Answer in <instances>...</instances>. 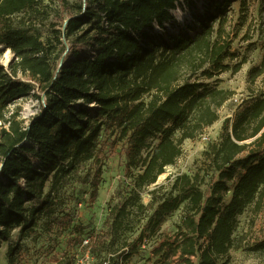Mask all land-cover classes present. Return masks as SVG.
Wrapping results in <instances>:
<instances>
[{
  "label": "trees",
  "instance_id": "trees-1",
  "mask_svg": "<svg viewBox=\"0 0 264 264\" xmlns=\"http://www.w3.org/2000/svg\"><path fill=\"white\" fill-rule=\"evenodd\" d=\"M45 1L0 0V45L15 57L8 66L0 63V251L14 228L25 235L43 214L52 233L71 227L68 214L57 219L55 207L81 166L97 159L108 127L124 141L126 162L102 228L84 245L88 256L99 264H128L145 238L156 235L152 252L160 262L177 256L174 264H219L235 245L239 215L249 207L258 212L264 202V88L225 118L220 140L193 175L176 176L167 192L154 189L147 204L142 195L176 163L184 141L218 121L234 96L218 76L247 61L231 63L239 56L234 42L247 24L248 0H241L236 21L225 12L234 0H210L196 16L199 31L168 38L154 29H165L183 0H50L66 13L56 40L41 31L40 20L51 14ZM260 13L262 24L264 7ZM62 34L94 52L78 49L56 65ZM263 74L264 55L250 81ZM27 97L41 103L39 113L28 123L18 109L7 116L12 103ZM101 176L99 166L90 180L91 203ZM181 206L177 231L159 232ZM252 250L264 252V239ZM75 263L76 255L57 260Z\"/></svg>",
  "mask_w": 264,
  "mask_h": 264
},
{
  "label": "rangeland",
  "instance_id": "rangeland-1",
  "mask_svg": "<svg viewBox=\"0 0 264 264\" xmlns=\"http://www.w3.org/2000/svg\"><path fill=\"white\" fill-rule=\"evenodd\" d=\"M77 1V0H71ZM48 4L45 12L50 11L49 18L40 20L41 31L44 38L50 37L56 40L55 29H63L62 12L57 3L46 0ZM210 0H183L177 9L173 10L174 20L165 23V29L156 25L154 31L168 38L169 32L179 31L193 36L200 30L197 15L206 13ZM241 0L232 1L225 12L236 21L240 12ZM264 7V0L247 1V24L234 42V50L239 54L238 58L231 61L232 64L240 61L246 56L247 61L238 72L226 71L218 76L220 86L235 91L234 96L229 99L220 109V118L212 126L205 129L195 139L184 141L183 154L176 163L166 167L165 172L160 175L158 181L148 186L143 192L144 203L152 199L151 191L159 190V194L171 189L176 176L187 173L193 175L201 165L209 145L220 140L222 123L227 117H234L240 106L249 100L255 90L264 88V74L259 76L255 82L250 81V71L253 67L262 63L264 55V31L260 9ZM213 11H217L214 8ZM251 35V39H245ZM62 44L59 46L56 65H59L68 54L80 49L81 51L94 52L93 48L81 44L74 37H61ZM252 43V44H251ZM9 49L0 45V63L8 66L14 60V54ZM19 110V119L28 123L31 118L41 110V103L34 97L16 100L8 107L7 116L14 110ZM1 123V121H0ZM118 132L112 128L105 127L98 140V157L81 166L78 179L70 182L62 192L58 204L55 207V216L61 217L68 214L71 220L69 227L62 235L52 233L46 221L50 219L48 214H43L38 225L30 229L25 235H20V228H14L8 241H3L0 251V264H57V260L64 257L72 259L76 255L75 264H99L96 258H91L85 251L89 233L102 228L103 222L108 214L111 197L115 194L120 179L124 173L126 162L123 151V140H118ZM102 167L99 195L95 203H91L90 194L92 185L90 180L95 176L98 167ZM240 175L237 177L239 178ZM205 187V186H204ZM184 217V206L168 215L160 227L162 234L173 235ZM82 225L84 228H74ZM57 227V226H56ZM235 245L228 256L222 258L219 264H264V252L253 251L252 247L264 239V202L262 208L256 212L249 207L239 215V225L234 233ZM81 239L83 241L81 242ZM156 244V235L145 238L140 252L135 255L128 264H174L177 256L166 263L160 262L158 256L152 250ZM13 251L8 254V246ZM11 258V260H10Z\"/></svg>",
  "mask_w": 264,
  "mask_h": 264
},
{
  "label": "bare ground",
  "instance_id": "bare-ground-1",
  "mask_svg": "<svg viewBox=\"0 0 264 264\" xmlns=\"http://www.w3.org/2000/svg\"><path fill=\"white\" fill-rule=\"evenodd\" d=\"M9 52H10V49H9ZM9 52H8V55H9Z\"/></svg>",
  "mask_w": 264,
  "mask_h": 264
},
{
  "label": "built area",
  "instance_id": "built-area-1",
  "mask_svg": "<svg viewBox=\"0 0 264 264\" xmlns=\"http://www.w3.org/2000/svg\"><path fill=\"white\" fill-rule=\"evenodd\" d=\"M78 264V263H77Z\"/></svg>",
  "mask_w": 264,
  "mask_h": 264
}]
</instances>
